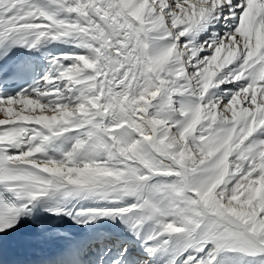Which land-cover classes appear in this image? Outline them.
Here are the masks:
<instances>
[{
    "label": "snow or ice",
    "instance_id": "obj_1",
    "mask_svg": "<svg viewBox=\"0 0 264 264\" xmlns=\"http://www.w3.org/2000/svg\"><path fill=\"white\" fill-rule=\"evenodd\" d=\"M264 264V0H0V264Z\"/></svg>",
    "mask_w": 264,
    "mask_h": 264
},
{
    "label": "bare ground",
    "instance_id": "obj_2",
    "mask_svg": "<svg viewBox=\"0 0 264 264\" xmlns=\"http://www.w3.org/2000/svg\"><path fill=\"white\" fill-rule=\"evenodd\" d=\"M6 255H11L12 257L20 255L27 259L29 262H33L39 256L38 251L33 250H22L20 249L16 243H11L9 245V249L5 250Z\"/></svg>",
    "mask_w": 264,
    "mask_h": 264
}]
</instances>
